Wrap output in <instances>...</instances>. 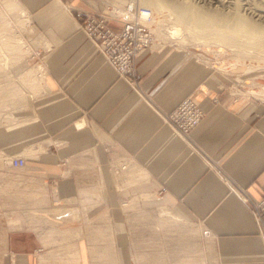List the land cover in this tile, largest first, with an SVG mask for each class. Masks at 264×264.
<instances>
[{
  "label": "crops",
  "instance_id": "crops-1",
  "mask_svg": "<svg viewBox=\"0 0 264 264\" xmlns=\"http://www.w3.org/2000/svg\"><path fill=\"white\" fill-rule=\"evenodd\" d=\"M20 1L48 43L45 90L9 107L23 110L1 127L0 147L23 153L18 169L29 174L10 182L24 196L9 215L20 222H6L0 264H264V221L249 201L264 195V97L236 94L229 73L174 45L141 53L128 79L84 33L75 9L86 4ZM185 97L205 111L188 136L165 121ZM88 197L96 202L86 210ZM77 227L76 239H56ZM93 245L109 256L94 257ZM75 248V260L56 257Z\"/></svg>",
  "mask_w": 264,
  "mask_h": 264
},
{
  "label": "bare ground",
  "instance_id": "bare-ground-1",
  "mask_svg": "<svg viewBox=\"0 0 264 264\" xmlns=\"http://www.w3.org/2000/svg\"><path fill=\"white\" fill-rule=\"evenodd\" d=\"M138 1L140 3H145L148 6H150V8L152 9L151 10L152 14L153 11L156 12V15L155 16L153 15L152 19L148 22V25L152 27V25H154L153 23L156 22L157 26L155 28L154 27L152 28L156 34L158 33L157 35L155 34V37L156 39H159V41L162 40V38L166 40L175 41V42L177 41L182 43H191V42L193 43L195 41H201L206 45L208 44V46L209 45L215 46L217 51L219 52L222 51L224 52L226 48L230 49V47H232V50H237L235 52L236 54L239 55L246 54L245 56H251L250 53L252 52V50H250V48H254L257 46H259L260 48V46L264 45L263 39L258 40L260 37L263 38L262 36H264V24L262 23L264 22V5L261 3L260 0H193V1L192 0H138ZM194 1L195 3L201 2V6L194 4ZM127 2L128 4L130 3L129 5H132L131 2H133V0H127ZM203 4H206L207 6H204L205 7L204 8ZM1 7L2 8L4 7L9 11L11 10V12L13 11L15 13L14 15L17 17L23 16V19H21L23 20L22 23H26L25 21L26 10L24 9V6L21 4L19 0H5L3 6L0 5V31H1L0 32V69L7 67L16 68V74H17V79L15 81L0 83V108L6 109L17 105V103L21 102L26 95H37L41 93L42 91L45 90V86L44 83L42 82L44 77H42L41 73L38 72V70L41 68L39 65L38 66L36 65L37 70H35L34 67L28 69L22 68L21 70H19L22 65L24 66V59H25L24 57L25 51L21 49V47H23L22 40L17 33H16L17 35H14L10 31L14 27L8 21L9 19L6 18V16L8 15L6 16L3 15L5 12L1 9ZM129 8H123V9L113 8V12L119 15H123V17L125 18V16L131 14ZM254 38L256 40H254ZM33 40L36 42V45H40L43 47H47L48 45L47 41H45L46 39H44L43 36H41L40 34L37 35ZM36 71L39 73L38 74L39 77L36 76L37 75ZM261 90L264 92V89ZM3 113L4 111L1 110L0 115H2ZM0 119L2 122H5V124L7 125H13L15 117H11L10 113H8V115L5 114L4 116H0ZM6 160H7L6 157L2 156L0 153V165L6 162ZM10 182H13V180ZM18 186L14 185L13 188L11 186V190L14 191L10 192L9 198H7L4 201L5 203L10 202V204L8 205H15L17 201H19V199L22 196H24L23 191L21 189L18 190ZM97 189H98V185L96 181L95 184H93V186L91 187V190L97 191ZM80 191L81 192L83 191V193H87V189L85 188H80ZM54 198L57 199V197L55 196ZM88 200L90 201L89 203H87ZM94 200L93 199L91 200L89 197L83 201L81 199V203L83 202L82 208L86 210L89 209L96 202ZM123 207L125 209L133 208L134 202L131 201V203L123 204ZM69 208H73V207H69ZM78 210L79 209L72 210V213L70 215L73 219L74 218L75 219L77 218V220L79 219ZM52 211L54 212L56 210H51V212ZM160 213H163L161 215L166 214L172 216L169 213V211L166 210L161 211ZM172 217L175 219L174 216ZM100 220L103 221V218ZM9 221L11 223L20 222L18 218H13V217H10ZM97 230H98L97 228L95 229L92 228L91 230L86 229L85 232L86 236L89 240H92L91 242H96L101 238L100 237L101 234ZM105 230H108V232L111 233L109 229H105ZM48 232L50 233V231ZM104 232H105L104 237H106L105 239L106 240L110 239L112 233L110 234L107 231ZM51 233H54V231L52 232L51 230ZM57 233L60 235H56L57 236L56 239L61 238L64 241L65 240L67 241L70 240L69 238L76 239L78 236L84 233V231L81 227H77L71 230H57ZM45 234L46 233L44 232L43 236ZM47 240L49 239H46L44 241ZM52 240L50 243H52L55 239L53 241ZM72 242H74V240ZM72 242L68 244V246L71 248H68L67 250L74 248L72 246L74 245L75 242L74 243ZM93 247L96 248L94 245ZM95 251L99 252L97 248L91 249V254L93 253V256L95 254V256H98V258L99 256H103V255L109 256L110 254L108 248H102L100 251L101 254L100 253L98 254ZM76 252L77 250L75 248V251L71 253L70 256L69 255L65 256L66 252H64V254L60 253L56 257H59L60 258L59 260L61 259L75 260L77 259ZM94 259L96 260L97 257Z\"/></svg>",
  "mask_w": 264,
  "mask_h": 264
},
{
  "label": "rangeland",
  "instance_id": "rangeland-1",
  "mask_svg": "<svg viewBox=\"0 0 264 264\" xmlns=\"http://www.w3.org/2000/svg\"><path fill=\"white\" fill-rule=\"evenodd\" d=\"M77 1H81L82 3L86 4L87 6H83L81 3L80 5H82L83 7L81 6L79 8H76L75 9L76 12L79 10H82L84 12H92V11L101 12V11H104L106 13L113 15L115 17V19H112L111 23H116V24L118 23L119 26L121 23L120 20H122V18H124V17H123V15H119V14H116L115 12H113V8H119V9L129 8V4H130V3L128 4L127 0H120V2H119V0L118 1L117 0H77ZM260 1L264 5V0H260ZM4 2H5V0H0V5L3 6ZM21 4H22V2H21ZM131 4L133 5V7H136V8L137 7H148V8H150V6H148L145 3H140L138 0H133V2H131ZM194 4L201 6V2L195 3V1H194ZM204 6H207V5L203 4V7ZM1 9L5 12L3 14L4 16L8 15V16H6V18L9 19L8 21L14 27L10 31L14 35L18 34L22 40V46L23 47H21V49L23 51H25V55H24L25 59H24V66L22 65L19 70H21L22 68L28 69V68H32V67H34L35 70H37V66L39 65L41 67L40 64H42L41 63V56L43 53V51H42L43 47H41L40 45H36V42L33 40V39H35V37L38 34L35 32L34 28L32 27L30 15L26 12V18H25L26 23H22L23 20H21V19H23V16L17 17L14 15L15 13L13 11L11 12V10L9 11L4 7L3 8L1 7ZM24 9L26 10L25 6H24ZM153 15L154 16L156 15L155 11H153ZM125 17H127V16H125ZM80 23H81V21H80ZM262 23L264 24V22H262ZM153 24L154 25H152V27L155 28L157 26L156 22H154ZM262 37L263 38L258 37L259 38L258 40H260V39L264 40V36H262ZM256 39H257V37H256ZM256 39L254 38V40H256ZM155 42L156 43H154L152 48L155 47V45H158V46L159 45H161V46L174 45V46H178L181 48H185L186 50H190L196 57L200 58V60H202L203 62H205L211 66H214L216 69H219L223 72L229 73L232 81L235 83V84H233L234 85L233 89L237 90V92H235L236 94L242 95L245 93V95L249 94V95L264 97V92L261 90V89H264V51H263L264 45L260 46V48H259V46L254 47V48H250V50H252V52L250 53L251 56H245L246 54H242L243 55L242 56L241 54L240 55L236 54L235 52L237 50H232V47H230V49L226 48L224 50V52L223 51L219 52V51H217L215 46H210V45L208 46V44L206 45L205 43H203L201 41H195L193 43L192 42L191 43H182V42H177V41L175 42V41H170V40H166V39L162 38V40H160V41H159V39H156ZM247 48H249V47H247ZM254 50H256V51H254ZM257 50H259V51H257ZM218 52H219V54H218ZM254 52H256V53H254ZM259 61H262V62H259ZM42 69L43 68L41 67L38 70V72H40L41 75L43 76ZM38 72L36 75L37 77H39ZM16 79H17L16 68L7 67V68L0 69V81H1L0 83L13 82ZM242 82H245V83H243V86H242L243 88L236 85L238 83L242 84ZM31 100L33 101V98ZM1 110L4 111V113L0 116H4L5 114L8 115V112L10 111V116L16 117L19 114V112L23 109L21 108V110H19V109L9 110L8 108H6L5 110H3L2 108H0V111ZM3 125H5V122H2L0 119V132H1V127ZM0 151H1L0 152L1 155L5 156L7 159L6 162H4L0 165V255H1V246H2V241H3L2 237L5 235V232H6V229H5L7 227L6 222L10 220V216H9L10 214L9 213L10 212L14 213V211H15L14 215L16 216V214H17V209H15L16 204L15 205H8V204H10V202H8V203L4 202L7 198H9V193L14 191V190H11V186L13 188L14 185H17L16 183H10V181L13 180L14 182H16V180L19 176L27 175V174H29V172L25 168L24 169H18V168L12 167L9 164V162H10L9 160L11 159V157L18 156V155L23 156V153H18V152L9 153L1 147H0ZM26 187L29 188L28 186H26ZM14 218H18V217H14ZM5 223H6V225H5ZM10 224L15 226L13 223H10ZM65 230H71V229H65ZM55 233H56V231H55ZM57 235H60V234H57ZM0 259H1V257H0Z\"/></svg>",
  "mask_w": 264,
  "mask_h": 264
},
{
  "label": "built area",
  "instance_id": "built-area-1",
  "mask_svg": "<svg viewBox=\"0 0 264 264\" xmlns=\"http://www.w3.org/2000/svg\"><path fill=\"white\" fill-rule=\"evenodd\" d=\"M129 6L131 14L120 20V26L111 23L115 17L104 11H77L87 37L99 47L117 72L128 79L136 76V59L151 49L156 40L153 28L148 25L153 17L151 9ZM204 116L203 107L191 97H185L165 115V121L180 135L188 136ZM9 161L15 168L23 167L26 163L22 155L13 156ZM249 201L255 219L264 221V195Z\"/></svg>",
  "mask_w": 264,
  "mask_h": 264
}]
</instances>
